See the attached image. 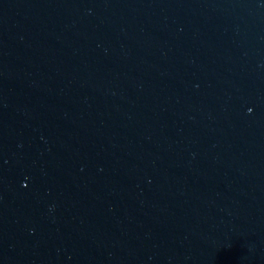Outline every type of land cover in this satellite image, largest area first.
Listing matches in <instances>:
<instances>
[{
  "label": "water",
  "instance_id": "95a60500",
  "mask_svg": "<svg viewBox=\"0 0 264 264\" xmlns=\"http://www.w3.org/2000/svg\"><path fill=\"white\" fill-rule=\"evenodd\" d=\"M0 264H264V0H0Z\"/></svg>",
  "mask_w": 264,
  "mask_h": 264
},
{
  "label": "clouds",
  "instance_id": "9594fccd",
  "mask_svg": "<svg viewBox=\"0 0 264 264\" xmlns=\"http://www.w3.org/2000/svg\"><path fill=\"white\" fill-rule=\"evenodd\" d=\"M252 110L251 109H249V112H251ZM52 207H54V206H52Z\"/></svg>",
  "mask_w": 264,
  "mask_h": 264
}]
</instances>
